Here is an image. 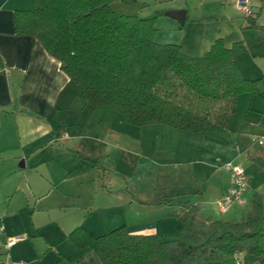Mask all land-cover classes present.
<instances>
[{"label": "crops", "instance_id": "crops-1", "mask_svg": "<svg viewBox=\"0 0 264 264\" xmlns=\"http://www.w3.org/2000/svg\"><path fill=\"white\" fill-rule=\"evenodd\" d=\"M181 1L180 4L164 6L163 0H155V22L157 16H167L173 20L169 21L170 27L176 30H182L188 22L192 26L199 22L200 16L192 18L188 4L185 0ZM229 2L234 4V8ZM249 2L253 10L251 16L238 15L241 12L236 8L235 0H225L220 18L215 19L209 27H202L206 30L205 37H208L204 52L217 38L222 39L226 46L234 42L243 43L245 49L234 56L238 71L244 78L257 80L252 92L239 93L235 98V110L229 118L240 114V119L228 118L223 129L198 132L234 134L233 151L227 161L242 164L247 175V185L240 198L234 200L228 210H219L217 200L228 190L229 173L227 170L225 173L215 172L209 162L198 158L204 167H210L203 180L200 182L193 174L183 185H169L171 190L175 189L170 195H167V188L161 189V194L159 192L154 198L173 200L170 203H154L148 207V220L143 219L145 215L138 209L136 217L106 213L97 225L77 224L71 227V224H66L63 231L75 247H67L60 252L61 257L56 264H103L90 245H79L69 237V233L78 226L96 236L114 228L112 219L119 218V225H125L131 233L171 236L177 233L180 215L188 204L197 205L196 214L202 220L232 222L244 220L254 206L258 205L260 226L264 229V143L251 140L253 135L264 136V0ZM32 6L33 0H0V169L15 167L18 162L22 175L31 169L34 173L29 179L39 176V180L27 183V205L30 199L35 204L38 200L49 197L75 200L82 195L85 181L87 186L93 189L96 187V176L101 167L96 162L98 144L106 142L97 134L89 132L88 126L98 114L111 116V109H99L108 105H92L79 96L78 86L61 68L60 61L44 49L37 37L16 31L15 11L28 10ZM178 9L184 10L182 24L165 13ZM168 37L170 40L162 43H175L183 47L182 41L171 40L177 39L174 36ZM176 134V137L186 136ZM87 175H90L91 183L86 180ZM103 177L101 174L100 183L105 188ZM11 187L19 189V182L15 179ZM189 192H195L198 196L193 199L192 196L180 198L181 194ZM14 194L15 192L11 194L8 202ZM85 194L83 192L84 197ZM210 203L216 204L217 216H214ZM8 205L9 203L6 211ZM32 207L35 209V206ZM88 213L91 216L92 213ZM222 214H227L226 219L220 218ZM6 215L12 216L9 213ZM258 245L264 250V232L258 238ZM241 252L243 250L232 255L237 259L236 264H243L238 259ZM247 254L248 264L256 260L257 257ZM221 259L220 263L223 264ZM189 264H208V261L199 258Z\"/></svg>", "mask_w": 264, "mask_h": 264}, {"label": "trees", "instance_id": "trees-1", "mask_svg": "<svg viewBox=\"0 0 264 264\" xmlns=\"http://www.w3.org/2000/svg\"><path fill=\"white\" fill-rule=\"evenodd\" d=\"M112 1L33 0L31 9L15 11V29L39 39L82 99L112 106L128 123H164L188 132L225 128L237 94L252 92L257 83L242 77L234 60L244 44L226 46L217 38L191 56L179 44L154 40L155 16L117 13ZM197 209L187 205L172 238L131 233L125 225L96 236L78 226L69 237L90 245L103 264H189L199 258L221 264L223 254L242 250L257 257L251 264H264L258 205L237 222L202 220Z\"/></svg>", "mask_w": 264, "mask_h": 264}, {"label": "rangeland", "instance_id": "rangeland-1", "mask_svg": "<svg viewBox=\"0 0 264 264\" xmlns=\"http://www.w3.org/2000/svg\"><path fill=\"white\" fill-rule=\"evenodd\" d=\"M224 1L185 0L190 8V16L195 18L198 15L200 21L193 26L188 22L182 30H176L170 27L169 21L173 20L169 17L157 16L154 40L165 42L170 40L168 35L174 36L177 39L171 40L182 41L181 49L184 52L201 54L208 41V37L204 35L206 30L202 27H209L215 19L220 18ZM180 2L182 1L163 0V5H176ZM155 3V0H113L110 4L117 13L149 17L155 14ZM230 5L234 8V4ZM103 107L99 109H111V116L98 114L88 126L89 132L97 134L106 142L98 144L96 162L101 167L94 189L87 186L85 181L82 190L80 188L82 195L75 200L49 197L38 200L35 204L30 199L27 205V183L39 180V176L29 179L34 173L31 169L22 175L18 162L15 167L0 169V264L11 261H18L20 264H56L60 260V252L67 247H75L63 231L65 226L97 225L106 213L136 217L138 209L145 215L143 219L148 220V207L154 204L153 198L159 192L161 194V189L167 188V195H170L175 189L172 191L169 185H183L193 174L201 182L210 167L215 172L225 173L224 164L233 151L234 134L218 131H206L203 134L188 132L163 123L131 124L124 122L115 108ZM229 119H240V114L232 115ZM176 133L186 136L176 137ZM198 158L209 162L211 166L204 167ZM101 174L104 175L102 180L106 184L105 188L100 183ZM15 179L19 182V189L11 187ZM86 180L91 183L90 175H87ZM13 192L15 194L8 202ZM83 192H86L85 197ZM189 196L193 199L198 194L184 193L180 198ZM209 206L212 207L214 216H217L216 204L210 203ZM8 213L12 216L7 217ZM225 216L227 214H222L220 218L226 219ZM112 220L114 227L120 224L119 218ZM11 227L14 229L10 230ZM175 234L162 237L172 238ZM8 237L18 239L7 248L5 243ZM247 255L243 251L238 259L243 264H248ZM221 258L223 264L237 262L232 255L224 254Z\"/></svg>", "mask_w": 264, "mask_h": 264}, {"label": "built area", "instance_id": "built-area-1", "mask_svg": "<svg viewBox=\"0 0 264 264\" xmlns=\"http://www.w3.org/2000/svg\"><path fill=\"white\" fill-rule=\"evenodd\" d=\"M236 8L244 15L251 16L253 13L249 0H235ZM251 140L258 143H264V136H252ZM224 168L228 171L230 177V185L228 190L217 200L219 210L226 211L229 209L234 200H238L242 191L247 185V175L242 164L234 161H227ZM18 238L8 237L5 246L8 248ZM7 264H20L18 261H11Z\"/></svg>", "mask_w": 264, "mask_h": 264}, {"label": "water", "instance_id": "water-1", "mask_svg": "<svg viewBox=\"0 0 264 264\" xmlns=\"http://www.w3.org/2000/svg\"><path fill=\"white\" fill-rule=\"evenodd\" d=\"M167 15L172 16L176 18L181 24L184 21V10L178 9V10H169L165 12ZM254 264H257L256 262Z\"/></svg>", "mask_w": 264, "mask_h": 264}]
</instances>
